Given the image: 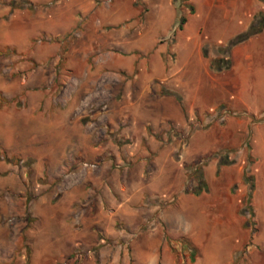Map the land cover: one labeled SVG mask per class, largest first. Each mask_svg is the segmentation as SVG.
<instances>
[{
	"label": "crops",
	"instance_id": "crops-1",
	"mask_svg": "<svg viewBox=\"0 0 264 264\" xmlns=\"http://www.w3.org/2000/svg\"><path fill=\"white\" fill-rule=\"evenodd\" d=\"M100 1L103 0H60L59 31L76 29L80 35L88 36L96 31L92 23L95 18L102 26L118 28L100 43L101 49L125 48L126 44L118 38L131 34L133 39L127 47L133 49L134 56L121 61L111 55L103 65L97 64V71L104 72L102 76L91 74L85 61L79 59L77 70L74 72L72 67L70 75L78 82L77 86L66 87L58 96L57 106L50 107L45 99L42 113L47 127L57 126L48 134L51 138L47 139L46 147L57 148L55 157L47 156L49 162L58 163L62 170L68 168L70 163L62 155L69 148L73 164L103 158L106 152H101L100 146L104 144L110 149L124 142L151 146L153 153L143 150L134 158L126 157L122 161L132 162V168L119 171L111 168L112 160L104 162L97 182L98 187L113 196L133 191L139 200L135 209L150 214L156 206L145 203L146 198L169 196L185 185L170 143L166 142L168 133L189 134L183 162H204L199 169L206 191L197 195L199 213L213 222H222L229 214L236 225L237 244L232 247L235 249L248 233L242 223L246 216L241 214L247 201L254 224L253 240L258 250H264L259 228L264 217V28L227 51L220 50L248 28L252 18L264 10V3L259 0H112L109 6H102ZM177 1L181 3L179 11L175 6ZM179 15L184 17V23L169 45L157 44L159 37L173 32ZM127 20L132 23L120 26ZM158 27H164L167 32L150 40L148 36ZM131 28L132 33L128 32ZM86 41L83 39L75 45L82 58L91 49ZM164 50L171 56L161 76L157 66ZM219 58L228 61L229 68L212 71L211 60ZM60 81L65 83L67 79L62 77ZM96 84L101 89L98 102L105 104L100 120L106 127L105 136L89 128L90 122L100 117L95 112V103L89 100ZM196 126L200 130L191 131ZM232 148L237 149L236 155L229 153L227 158L233 161L219 165L217 157H213L215 153ZM121 160L115 155V163ZM247 162L252 167L251 191L242 178ZM83 186L86 182L77 183L55 204H48V198H43L44 208L36 210L39 222H74L71 218L84 215L86 209L73 205L88 195L81 191ZM231 188L234 195L229 194ZM124 205L123 201L119 202L118 210ZM86 215L79 222H88ZM144 218L141 216L139 221Z\"/></svg>",
	"mask_w": 264,
	"mask_h": 264
},
{
	"label": "rangeland",
	"instance_id": "rangeland-1",
	"mask_svg": "<svg viewBox=\"0 0 264 264\" xmlns=\"http://www.w3.org/2000/svg\"><path fill=\"white\" fill-rule=\"evenodd\" d=\"M111 1L100 2L109 6ZM61 3L60 0H0V264H264V250H258L253 240L254 224L247 201L241 214L246 216L242 223L248 233L235 249L232 247L237 244L236 225L229 214L222 222H213L199 213V198L189 192L187 169L201 168L204 162H183L189 134L168 133L171 138L166 142L170 143L185 185L169 196L146 198L145 203L156 206L150 214L135 209L139 200L133 191L113 196L98 187L97 182L104 162L112 160L111 168L119 171L132 168V162L122 161L126 157L134 158L143 150L153 153L151 146L124 142L110 149L104 144L100 146L101 152H106L103 158L73 164L74 157L67 148L62 156L70 163L68 168L62 170L58 163L49 162L47 156L55 157L57 148L46 147V143L51 138L48 134L57 126L47 127L42 113L45 99L50 107L57 106L59 94L66 87L77 86L78 82L70 75L72 67L74 72L77 70L79 59L85 61L91 74L102 76L104 72L97 71V64L103 65L111 55L121 61L134 56L133 49L127 47L133 39L131 34L118 38L126 44L125 48L101 49L100 43L118 28L102 26L95 18L92 23L96 31L89 38L76 29L61 33L58 15ZM175 3L179 11L181 3ZM129 23L132 21L120 26L127 27ZM132 29L128 32L132 33ZM176 31L174 28L169 36L159 37L157 44L169 45ZM166 32L164 27H158L148 38L153 41ZM83 39L91 49L82 58L75 45ZM169 56L166 50L159 55L157 69L161 76ZM62 77L67 79L65 83L60 81ZM100 99V85L96 84L89 100L95 103V112L100 117L91 121L89 128L102 136L106 131L100 121L105 104L99 103ZM198 130V126L194 130L191 127L193 132ZM236 152L232 148L216 152L213 157L218 162L231 163L233 159L228 160L227 156ZM115 155L122 159L119 163H115ZM82 161L94 162L97 167L93 171L78 170ZM251 169L247 162L242 169L245 176L250 175ZM83 182L86 186L80 189L88 197L79 198L80 203L73 205L86 209L84 215L71 218L74 222H39L36 210L44 208L43 198H48V204H55L64 192ZM229 194H235L234 188ZM122 201L124 208L118 210ZM85 215L88 222H79ZM140 215L145 216L142 221ZM261 218L259 228L264 237V217Z\"/></svg>",
	"mask_w": 264,
	"mask_h": 264
},
{
	"label": "trees",
	"instance_id": "trees-1",
	"mask_svg": "<svg viewBox=\"0 0 264 264\" xmlns=\"http://www.w3.org/2000/svg\"><path fill=\"white\" fill-rule=\"evenodd\" d=\"M259 1L264 2V0H259ZM183 23H184V17L182 15H179L177 17L176 22H175V26H174L175 29L177 31L180 30ZM263 28H264V10L252 18L248 28L245 31L234 36L226 44V46H224L220 50L222 52L227 51L233 45H236L240 42H243L246 39H248L249 37L259 33ZM210 65H211L210 66L211 70L215 71V72L223 71V70H226L229 68L228 61H225L221 58L211 60ZM218 163H219V165H227L228 164V162H226V160H223V161L220 160ZM187 170L189 171L187 177H188L189 182L191 183V187L189 188L190 189L189 192L195 196L199 195L201 192H205L206 188H205V185H204L203 180H202L201 170L199 168L197 169V168H193V167H190ZM244 173H246V172L243 171V175H242L243 181L248 184V189L251 191V189L253 187L252 186V177H251V175L245 176ZM246 210H248V208Z\"/></svg>",
	"mask_w": 264,
	"mask_h": 264
},
{
	"label": "built area",
	"instance_id": "built-area-1",
	"mask_svg": "<svg viewBox=\"0 0 264 264\" xmlns=\"http://www.w3.org/2000/svg\"><path fill=\"white\" fill-rule=\"evenodd\" d=\"M105 107H102V110H104ZM97 167V164L94 162H87V161H82L78 164V169L83 170V171H93Z\"/></svg>",
	"mask_w": 264,
	"mask_h": 264
}]
</instances>
